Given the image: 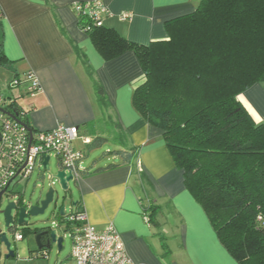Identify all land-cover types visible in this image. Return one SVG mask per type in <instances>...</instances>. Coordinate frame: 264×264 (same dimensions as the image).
Segmentation results:
<instances>
[{"label":"crops","instance_id":"obj_1","mask_svg":"<svg viewBox=\"0 0 264 264\" xmlns=\"http://www.w3.org/2000/svg\"><path fill=\"white\" fill-rule=\"evenodd\" d=\"M79 1L92 0H0V45L6 60L5 65L0 64V96L12 89L9 83L14 78L20 77L22 83V77L32 71L42 90L32 96L20 83L10 96L27 111L25 120L30 127H77L81 136L75 143L78 149L80 141L84 144L83 138L91 139L92 145L97 137L105 139L101 144H109L108 151L118 149L122 144L117 138L122 134L127 136L128 146L139 147L131 165L107 169L121 161L113 153L85 163L83 178L76 183L79 197L74 201L75 208L83 209L99 230L110 223L115 225L132 260L130 264H239L187 190L183 171L176 166L162 130L150 124L133 105L134 90L144 78L136 54L127 51L105 60L90 35L80 28L72 6ZM103 1L110 11L105 26L141 45L167 39L165 23L194 12L200 3ZM126 11L133 13V18L122 21L120 14ZM86 63L108 96L110 108L105 118ZM26 94L31 99L20 103ZM239 98L257 123L264 121V83L251 86ZM149 204L158 207V226L146 222ZM69 261L74 264L70 253Z\"/></svg>","mask_w":264,"mask_h":264},{"label":"trees","instance_id":"obj_2","mask_svg":"<svg viewBox=\"0 0 264 264\" xmlns=\"http://www.w3.org/2000/svg\"><path fill=\"white\" fill-rule=\"evenodd\" d=\"M79 25L91 26L86 33L105 60L136 54L146 80L134 90V107L162 130L187 190L222 245L239 264H264V121L257 123L239 98L264 83V0H200L194 12L165 23L167 39L149 45L85 18ZM86 66L105 118L108 96ZM126 138L119 135L122 147L111 151L120 163L107 169L137 158L139 147ZM104 140L97 137L91 146ZM157 210L153 204L146 209L155 226Z\"/></svg>","mask_w":264,"mask_h":264},{"label":"built area","instance_id":"obj_3","mask_svg":"<svg viewBox=\"0 0 264 264\" xmlns=\"http://www.w3.org/2000/svg\"><path fill=\"white\" fill-rule=\"evenodd\" d=\"M73 10L78 20L85 18L97 27L105 25V17L110 11L103 0L75 2ZM133 18V13L120 14L122 21ZM86 26V25H85ZM82 28L89 31L91 26ZM29 83L26 92L34 96L42 90L41 84L32 71L24 75ZM20 77L9 83V88L18 86ZM13 99L0 96V107L18 114V120L0 111V193L7 189L16 180H28L32 173L38 169L43 176L51 168V159L56 157L59 170L65 171L66 176L72 175V180L79 183L83 178L82 160L86 154L76 148V141L81 138L79 130L74 126L59 125L49 130H35L26 122L27 111L12 106ZM16 108L18 110H14ZM29 128H32L30 130ZM84 144H91V139L83 138ZM49 156V167L44 168V157ZM58 170V171H59ZM57 175H49L51 186L55 183ZM59 181V179L57 178ZM70 182H68L69 184ZM64 217L66 234L71 239V258L74 264H130L126 245L117 231L115 225L110 223L105 229L99 230L89 222L88 215L83 209L73 208ZM146 222L149 217L146 215ZM261 219V217L259 218ZM16 241L24 239L23 232L15 233ZM48 257V253H43Z\"/></svg>","mask_w":264,"mask_h":264},{"label":"rangeland","instance_id":"obj_4","mask_svg":"<svg viewBox=\"0 0 264 264\" xmlns=\"http://www.w3.org/2000/svg\"><path fill=\"white\" fill-rule=\"evenodd\" d=\"M22 83L20 87L22 86V89L26 88L28 86V82L26 81L25 77H22ZM187 78L183 79L186 81ZM145 75L143 78V83L145 81ZM140 83V84H141ZM16 87H13L9 91H4L1 95L5 98L12 96L11 92L16 90ZM184 91L180 97L184 95ZM24 97V98H23ZM19 99L20 103H26L28 100H30L29 95H25ZM185 97V95H184ZM79 147L82 149V151L86 154V156L82 160V164L85 163H92L94 160L99 159L100 157L103 159L105 156H110L112 153H110L111 150L109 149L108 143H103L100 145H84L81 143V141L78 143ZM111 148V147H110ZM59 170V163L56 157H52L51 159V168L49 171L45 172V175L36 169L31 177L28 180H16L14 181L8 188V192L4 194L3 201H2V209H4L8 202L9 193L14 194H21V196L24 197L26 202L37 203L39 201H42L46 193L48 192L49 188L51 187V180L49 179V175H57V172ZM55 189L54 198L55 201L57 200L58 206H61L62 204L66 205V212L69 213L72 209V202L76 201L79 197L78 188L76 186V183L74 181H70L69 183V190H64L57 178H55V183L52 186ZM13 194V195H14ZM54 206L55 204L52 203L48 207V209L45 211L44 214L38 215L37 217L32 218L31 223H34L33 226L35 227H42V226H51L53 223L52 214L54 212ZM75 208V207H73ZM0 225L2 227L5 226L4 217L1 215L0 217ZM67 225L66 223H63V227L65 228ZM24 229L22 227H19V232H24ZM162 231L163 229H158V232ZM61 235L63 233L59 231ZM170 236V235H169ZM8 238L10 242L12 243V249L16 252V256L13 258H6L7 250L6 247L3 245H0V264H70L69 261V253L71 252V239L69 236L66 235L64 240V246L62 251H58L57 246H53L51 249H46V253L49 252L48 257H43L42 252L37 254L38 256H35L34 250L37 249V243L35 240V236L33 232L29 231L25 233V238L20 241H16L15 239V232L13 230H10L8 232Z\"/></svg>","mask_w":264,"mask_h":264},{"label":"water","instance_id":"obj_5","mask_svg":"<svg viewBox=\"0 0 264 264\" xmlns=\"http://www.w3.org/2000/svg\"><path fill=\"white\" fill-rule=\"evenodd\" d=\"M0 111L7 114L8 116L18 120V114L8 111L7 109L0 107ZM32 130V128H29ZM49 156L44 157V168L47 169L49 167ZM72 175L66 176L65 171H58L57 178L59 179V183L63 187L64 190H69V184L72 180ZM7 189L3 190L0 193V205H2L3 196ZM55 189L54 187H50L48 192L46 193L45 198L42 201L37 203L26 202L24 198H21L18 194H14L17 196L16 200L9 199L7 206L0 211V214L4 217L5 226L2 227L0 225V245L6 247L7 254L6 258H13L16 256V252L12 249V243L8 238V232L13 230L17 232L19 227L23 229H28V231H32L35 240L37 243V249L39 251L44 249H51L53 246H57L58 251H62L64 246L65 234L66 230H63V220L59 217L65 216L66 205L62 204L58 206L57 200L54 198ZM9 198H11L9 196ZM13 198V197H12ZM54 203V212L52 214L53 223L51 226H42L35 227L34 223H31L32 218L37 217L38 215H42L48 209L50 204ZM75 206V203H73ZM16 218V219H15ZM61 231L63 235L59 233Z\"/></svg>","mask_w":264,"mask_h":264},{"label":"flooded vegetation","instance_id":"obj_6","mask_svg":"<svg viewBox=\"0 0 264 264\" xmlns=\"http://www.w3.org/2000/svg\"><path fill=\"white\" fill-rule=\"evenodd\" d=\"M8 191H6L5 193H7ZM14 193H9L8 194V196H10L11 198L13 197V200H16L17 199V196L15 195H13ZM19 196H21V194H19ZM21 198H24L23 196H21ZM12 200V199H11ZM73 203H74V201L72 202V206H74L73 205ZM3 209H2V205H0V211H2ZM67 212H66V209H65V214H66ZM0 217H1V214H0ZM60 219H62L61 217H59ZM16 219V218H15ZM16 233V232H15ZM24 238H25V234H24ZM41 251H45V252H42V253H46V249H44V250H41ZM48 254H49V252H47Z\"/></svg>","mask_w":264,"mask_h":264}]
</instances>
